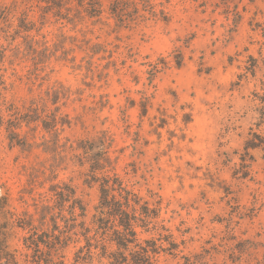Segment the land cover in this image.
Segmentation results:
<instances>
[{
	"label": "rangeland",
	"instance_id": "374dc122",
	"mask_svg": "<svg viewBox=\"0 0 264 264\" xmlns=\"http://www.w3.org/2000/svg\"><path fill=\"white\" fill-rule=\"evenodd\" d=\"M124 1L131 6L121 23L108 0L98 18L76 14L72 0L61 9L70 21L37 0H0V232L8 231V250L17 264H35L24 238L63 230L67 203L60 210L56 193L66 187L90 226L98 182L87 183L91 159L76 148L88 141L94 152L104 133L103 173L157 209L154 222L178 246L159 264L198 254L208 264H264V34L254 25L264 21V0ZM52 114L69 122L57 125V137L42 124ZM10 125L23 145L10 143ZM75 240L61 251L63 264H107L97 252L83 259L85 241Z\"/></svg>",
	"mask_w": 264,
	"mask_h": 264
},
{
	"label": "trees",
	"instance_id": "16d2710c",
	"mask_svg": "<svg viewBox=\"0 0 264 264\" xmlns=\"http://www.w3.org/2000/svg\"><path fill=\"white\" fill-rule=\"evenodd\" d=\"M38 2L45 3V9L50 11L56 9L55 17L62 20H72L69 17V8H66L67 13L63 14L61 9L63 6L71 2L72 0H37ZM103 0H76L77 8L76 14L84 13L88 18H98L103 13ZM109 1V13L119 22H123L124 17L127 16L131 3L124 0H108ZM132 12L136 13L137 8L132 5ZM149 7V12L153 14L152 7ZM25 16V15H24ZM264 18V13L262 14ZM75 18V17H73ZM22 30L24 32L29 31L25 17L20 21ZM255 28H259L264 34V21L261 23H255ZM46 49L42 50L44 53ZM175 59V65L180 67L182 64V56L178 54ZM57 96L51 100L53 104L57 102ZM58 108L55 109L57 111ZM1 113V111H0ZM65 120V119H64ZM2 118L0 116V124ZM11 124V123H10ZM43 127L46 130H53L54 135L57 137V125H69L67 120H60V123L56 121L54 114L51 115L47 121H42ZM10 131L8 139L10 143L23 145L18 139V134L14 131V127L10 125ZM97 149L93 152L94 146L88 141H79L76 149H81L82 153L86 156H90V165L88 172L87 183L98 182L99 202L96 206L95 214L92 217L90 226H86L85 218L86 209L82 201L74 198V191L70 187H66L56 193L60 205V210L67 203L68 218L64 219V226L62 231H58L57 235L53 233L38 234L33 229L32 234L24 238L26 248H31L34 251L33 261L35 264H40L41 256L44 255V264H63V256L60 255L61 251L68 245L70 240L75 237V242L79 241V237H82L85 241L84 247L80 248L78 254H81L83 250L86 252L83 259H90L94 252H97V256L101 259H105L107 264H159L157 256L160 253L167 254L173 259L176 258L177 244L174 243L169 235H164L162 232L166 231L163 226L157 227L154 222L158 218L157 209H149L146 203H141V199L128 190L122 183V181L114 174L112 177L104 174L105 166L110 163L108 156V147L104 145L105 134L98 141ZM72 149V146H70ZM84 158V157H82ZM80 164H82L79 159ZM102 173L100 177H97L96 173ZM7 205V199L4 196L0 197V215L6 219L7 212L4 211V207ZM82 219L78 222V219ZM52 220V230L58 229L55 223L54 217ZM21 227H29V223H23L19 221ZM8 223V221H7ZM3 226V230L7 229V225ZM157 227V228H156ZM141 229V232H138ZM161 230L158 234V238L141 239L139 236L142 233H149L154 230ZM79 230V231H78ZM8 231L0 232V264H17L15 256L8 250L7 238ZM164 243L168 244L165 246ZM40 246H44L45 250ZM182 264H208L205 257L201 254L193 256H182Z\"/></svg>",
	"mask_w": 264,
	"mask_h": 264
}]
</instances>
